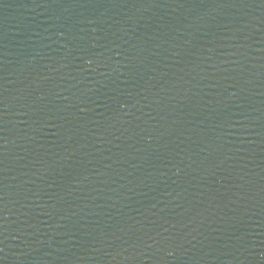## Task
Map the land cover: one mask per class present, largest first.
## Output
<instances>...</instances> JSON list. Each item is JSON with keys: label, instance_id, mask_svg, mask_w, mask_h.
Returning a JSON list of instances; mask_svg holds the SVG:
<instances>
[{"label": "water", "instance_id": "95a60500", "mask_svg": "<svg viewBox=\"0 0 264 264\" xmlns=\"http://www.w3.org/2000/svg\"><path fill=\"white\" fill-rule=\"evenodd\" d=\"M0 264H264V0H0Z\"/></svg>", "mask_w": 264, "mask_h": 264}]
</instances>
